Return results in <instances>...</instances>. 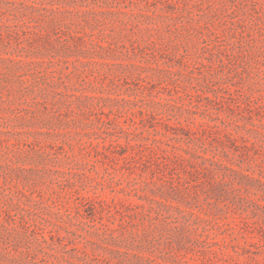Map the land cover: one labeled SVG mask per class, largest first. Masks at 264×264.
I'll return each instance as SVG.
<instances>
[{
  "label": "rangeland",
  "instance_id": "obj_1",
  "mask_svg": "<svg viewBox=\"0 0 264 264\" xmlns=\"http://www.w3.org/2000/svg\"><path fill=\"white\" fill-rule=\"evenodd\" d=\"M0 264H264V0H0Z\"/></svg>",
  "mask_w": 264,
  "mask_h": 264
}]
</instances>
